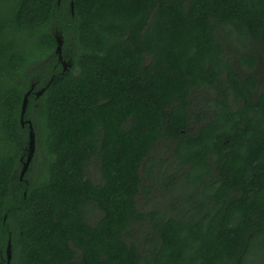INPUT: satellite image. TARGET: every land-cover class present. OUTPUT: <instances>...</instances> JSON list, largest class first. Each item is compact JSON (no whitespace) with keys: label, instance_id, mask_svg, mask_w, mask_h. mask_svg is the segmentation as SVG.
Here are the masks:
<instances>
[{"label":"trees","instance_id":"1","mask_svg":"<svg viewBox=\"0 0 264 264\" xmlns=\"http://www.w3.org/2000/svg\"><path fill=\"white\" fill-rule=\"evenodd\" d=\"M262 70L264 0H0V264H264Z\"/></svg>","mask_w":264,"mask_h":264},{"label":"water","instance_id":"2","mask_svg":"<svg viewBox=\"0 0 264 264\" xmlns=\"http://www.w3.org/2000/svg\"><path fill=\"white\" fill-rule=\"evenodd\" d=\"M58 41H59V43H58V46H57V51L60 52V57H62V54H61V51H62V40L59 38ZM65 67H66V64H65ZM31 89L25 94L24 99H23V103H22L21 119H22L23 122H24L25 111H26L27 104H28V97H29V94L31 92ZM44 89L45 88H43L40 91H38L37 95L42 94L44 92ZM35 150H36V132H35V129H34L33 125L30 124L29 153H28V157L24 161L23 167L21 169V174H20L21 178L24 177V175H25V173H26V171H27V169H28V167L30 165V162H31V160H32V158H33V156L35 154ZM7 252H8V264H10V259L12 257L11 242H9V244H8Z\"/></svg>","mask_w":264,"mask_h":264},{"label":"rangeland","instance_id":"3","mask_svg":"<svg viewBox=\"0 0 264 264\" xmlns=\"http://www.w3.org/2000/svg\"><path fill=\"white\" fill-rule=\"evenodd\" d=\"M262 72L264 74V70H262ZM161 155L165 156L164 151ZM94 174H96V167L95 166L91 167V175H94ZM167 194H168V192L165 190L163 192H160V191L154 192L153 196L151 195V197L143 199V203L145 204V208L150 209V208H156V207L159 208L160 206H163L164 204H166V200L163 198L164 197L163 195H167ZM146 234H147V229L142 228V227H137L133 231L134 239L136 241H143Z\"/></svg>","mask_w":264,"mask_h":264}]
</instances>
